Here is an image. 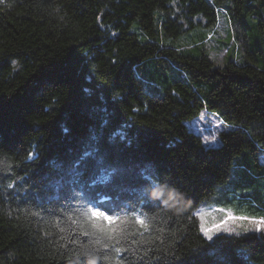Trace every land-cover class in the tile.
<instances>
[{"label":"trees","instance_id":"16d2710c","mask_svg":"<svg viewBox=\"0 0 264 264\" xmlns=\"http://www.w3.org/2000/svg\"><path fill=\"white\" fill-rule=\"evenodd\" d=\"M201 111L229 126L216 146L187 128ZM263 155L264 0H0V264H264L263 234L209 239L196 216L264 218Z\"/></svg>","mask_w":264,"mask_h":264},{"label":"rangeland","instance_id":"374dc122","mask_svg":"<svg viewBox=\"0 0 264 264\" xmlns=\"http://www.w3.org/2000/svg\"><path fill=\"white\" fill-rule=\"evenodd\" d=\"M216 26L217 27L214 29V31L209 32V36L207 37L204 44L209 53V56L214 60V62L221 63L228 47V45H225L224 42H227L229 27L226 20H224V18L222 17L219 18ZM202 32H205V29H194L193 31L179 37L177 44H179V42H182L186 46L190 45L192 42L199 43V41L201 40ZM254 41L257 42L258 39L255 38ZM228 43H230L229 39ZM148 69L149 67L145 66V75L147 77H157V79H160L162 77L161 71H159L158 74H155L153 72H149L150 69ZM187 128L189 129V131L200 136L204 145L216 146L219 142V132L222 130H226L227 128H229V126L225 125L214 113L201 111L196 118L187 123ZM262 157L264 160V155ZM229 213L236 219L227 220V223H224L225 218ZM196 216L199 219L201 232L206 238H208L209 236L212 237L218 233L236 234L245 232V228H249V231L256 232L254 230H251L252 225L250 223V219H258V217L235 215L233 211L225 210L221 207L216 208L215 206L209 205L208 203H204L199 206L196 211ZM241 217H247L249 219H240ZM217 225H219V227H217ZM225 228L233 229V231H224ZM256 233L264 235V232Z\"/></svg>","mask_w":264,"mask_h":264},{"label":"snow or ice","instance_id":"6c2138e0","mask_svg":"<svg viewBox=\"0 0 264 264\" xmlns=\"http://www.w3.org/2000/svg\"><path fill=\"white\" fill-rule=\"evenodd\" d=\"M214 139V138H213ZM164 195V190L160 189L157 192V199L154 201V204L158 206L159 204V198ZM164 203H167V201H164ZM104 207V205H94L92 208L88 209L85 213V215L88 216V219L91 223V226L93 229L97 230L103 237V239L107 240L109 243H104L102 246L104 248H108L110 246V242L116 241L119 242V237L123 233V229L120 227V224L122 223L121 218L116 215H108L104 211H100L99 208ZM236 219L233 217L230 213L227 214L224 223H227V220ZM240 219H249L247 217H241ZM136 223L139 224L144 230H148L149 225L145 221V219L141 218L140 215H136L135 217ZM250 223L252 225V229L256 232H264V218H251ZM219 227V225H217ZM250 229L245 228L244 231L248 232ZM224 231L231 232L233 229L225 228ZM92 233L85 231L82 233L84 236H89ZM239 235L240 233H236ZM209 239H212L211 236L208 237ZM73 243H76V241H72ZM97 244L101 243V240L98 238L95 241ZM115 251L119 253L121 251L120 248H116ZM107 259V257H105ZM92 264H95V261L92 262Z\"/></svg>","mask_w":264,"mask_h":264}]
</instances>
